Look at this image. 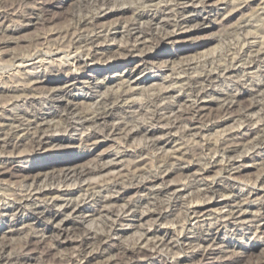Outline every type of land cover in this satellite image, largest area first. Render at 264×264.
Segmentation results:
<instances>
[{
    "label": "bare ground",
    "instance_id": "6f19581e",
    "mask_svg": "<svg viewBox=\"0 0 264 264\" xmlns=\"http://www.w3.org/2000/svg\"><path fill=\"white\" fill-rule=\"evenodd\" d=\"M226 1L77 0L56 27L47 0H0V50L29 25L42 29L26 57L7 54L12 64L44 50L42 73L0 77V181L21 156L112 143L89 163L78 153L17 176L24 189L0 195V264H264V37L254 35L264 26L251 35L250 16L235 24L244 43L225 51L191 37ZM242 2L232 16L255 3ZM167 46L178 52H152ZM131 62L116 79L85 73ZM148 69L164 70L160 83L136 76ZM249 169L257 175L243 179ZM208 212L186 236V221ZM119 226L138 237L121 240Z\"/></svg>",
    "mask_w": 264,
    "mask_h": 264
},
{
    "label": "rangeland",
    "instance_id": "374dc122",
    "mask_svg": "<svg viewBox=\"0 0 264 264\" xmlns=\"http://www.w3.org/2000/svg\"><path fill=\"white\" fill-rule=\"evenodd\" d=\"M9 1H11V0H9ZM47 1L50 2L52 4V6L48 7L47 12L45 13V17L48 19H51V21H53V23H54L52 25H55L56 27H60V26H63L66 24L64 16L70 10H72L77 3V0H47ZM229 1L227 0L222 5H219L217 7L218 8V14L215 16L212 15L210 23L207 24L202 30L195 32L191 37L193 39H200V38H206V37L210 38V36L215 37L218 40L211 42V44L207 48H213V47L217 46L221 50L225 51V50H227L226 48L229 46L228 45L229 42L234 44L233 46H235V44H236L235 47H239L241 45V42L244 43V41L242 39H240L243 35L242 31L241 30L238 31L237 34L235 31H233V29L236 30L235 26L240 21H243V20H245V18L247 19V17L250 16L248 21H250V20L251 21L250 22L247 21V23H249V25L246 28V32H249V31H247V29L250 30L249 33L251 35L254 31L256 32L258 27H260L261 25L264 26V12H263L264 11V2H262L264 0H260L261 3L259 0H254L255 3L250 8L243 9V11L235 13L233 16L231 15V13H233L235 11L234 7L235 6L238 7L240 5L243 6L244 2H242V1H245V0H242V1L241 0H229ZM232 3H234V4H232ZM261 6H262V8H261ZM21 14L26 15L27 13L24 12V14H23V12H22ZM251 15H252V17H251ZM15 22L17 23L18 21L15 20ZM15 22H13V23L10 22V23H7L6 25H8L9 28H11V29L12 28L15 29L18 27L17 26L18 24L16 25ZM255 26H256V28H255ZM231 27H232V29H230ZM41 30H42L41 25H39V24L29 25L26 28H24V30H22L16 34V38H17L16 43L8 44L4 49L0 50V77L1 78L5 79L8 76L13 75L16 78L21 77V80H23L22 78L24 76L22 75V73H24L25 71H27L29 73H33V74L43 72L42 68H38V63H36V62L39 60V59H37V57L40 58V56L43 54L44 50L38 51V53L35 55V57H33L32 60H30L31 58H28V59L24 58V62L22 63V67L17 68L18 63H15V65H13L11 62V57L13 55H17L18 58H23V56L26 57V55H27L26 50H28L27 47L29 46V43L25 40L31 39L36 34H38V32H41ZM231 30H232V34L230 33ZM233 32H234V35H233ZM256 34L260 35V37L259 36L256 37L257 39L259 38L258 40H260L262 38V36L264 37V35L263 34L261 35V33H259V32L255 33L254 35H256ZM236 38H239L240 40H238ZM236 40H238V41H236ZM192 41H187L184 45L187 48H190V47H192L191 46ZM260 41H258L260 44L259 46L264 44V39L262 41L263 43L261 42L262 44L260 43ZM226 45H228V46H226ZM159 49L160 50L152 51V52L153 53L164 52L167 55H170V54L173 55V54L178 52L176 46L160 47ZM9 53H13L11 57L7 55ZM54 58H55V56H54ZM136 65H137V63L131 62V63L122 64L118 68H112V69L99 68L97 71H92V69L89 68L85 73H86V75H96L97 77L102 78V79L104 77L107 79L109 77L110 78L112 77L111 79H116V78H119V76L122 77L130 67H134ZM162 72H164L163 69H161V70L148 69V70L143 71L141 73L138 72L136 76H139L140 78H143V77L146 78L149 81L148 84H156V83H160L159 76L161 75ZM20 73H21V75H20ZM48 75L50 77L54 76L55 78H61L62 77L59 75H55V73H48ZM111 85L115 86L116 83H111ZM0 86L3 87L4 84H1ZM40 92H42V89L38 88L36 90L37 96L40 95ZM78 92L79 91H73L71 93V95H74L77 93L76 98L78 99L79 102H83L84 99L80 98ZM0 96H1V93H0ZM1 104L2 103H0V105ZM16 107L18 108V106H10L8 108L11 109V108H16ZM235 128H237V127H235ZM215 135H217V136L221 135L222 136L223 132L216 133ZM173 148L174 147L169 149V151L172 150ZM110 149H112V143L105 142L96 151H93L92 149L91 150L87 149L88 151L87 150L79 151L78 148H75V149H70L69 151H62L61 150L58 152L45 154L43 156H34V157L21 156L20 158H18L16 160L17 162L12 164L13 168H15L14 170H12L14 175H12V176L6 175L0 181V195L10 197L11 194H13V193L18 194L21 190H23L24 187L22 186L21 183H19V179L17 177L18 175H20L23 172H29V171H35V170L38 171V169H40V167H42L44 164H55L56 165L59 161H62V160H64V163H70L71 164L72 162L69 159L71 157H74L78 153H87L86 156L81 161H79L80 164L81 163L86 164V163H89L92 160H94L96 155H98L99 153H102L106 150L108 151ZM260 150L261 149L257 150V152H260ZM121 155L123 157L122 161H123L124 167H125V165H127L128 161L131 160V157L127 156L126 154H121ZM149 157H150V155H149ZM124 167H122V169ZM15 170H17L19 172L15 171ZM215 171H216V169H214L213 172L210 174L214 175ZM257 173H258V171H256L255 169H249V170L245 171V173L241 177L243 179H254L255 176L257 175ZM97 179H98V177L96 176V180ZM179 179L180 178L177 174H172L169 177V180H173V181L179 180ZM17 189H20V191ZM109 193L110 192H104L103 194L108 195ZM134 195H135L134 192H131V193L129 192L128 199L132 198ZM120 204L122 205L123 203L122 202L119 203V205H117V208H119ZM213 217L214 216L210 215V212H208L207 215H205L204 217H199L196 220L189 219L188 221H186V226L188 227V230L184 231L185 235L188 237H192L193 236L192 233L194 231V227H195V224L197 223V221H199V223H202L204 221L203 224H204V226H206V224H209L212 221ZM164 223H165V226H167V227L172 226V223L169 220H168V222L165 221ZM22 226L23 225H18V228H21ZM175 226L176 225H174V227ZM31 227H33V225ZM119 228H122L124 231L121 233V235H122L121 240L132 242V240L134 241V239L136 237H138V232H135V229L127 228L125 226H119ZM36 234H39V233H36ZM18 237H19V235H15V238H18ZM20 237H23V236L21 235ZM113 238H116V237L114 236ZM246 240L247 239H244V241H246ZM15 244L18 245L17 243H15ZM16 245H15V247H17ZM262 247H264V246H262ZM72 251H74V250L71 249V252ZM68 252L70 253V251H68ZM62 253L64 254L65 251L62 250L59 255H61ZM215 257H216L215 255L209 256L207 259H205L202 262V264H216V261L218 258H215ZM93 263L94 262H92L91 264H93ZM94 264H96V263H94Z\"/></svg>",
    "mask_w": 264,
    "mask_h": 264
}]
</instances>
